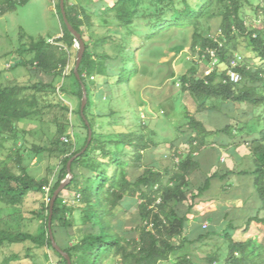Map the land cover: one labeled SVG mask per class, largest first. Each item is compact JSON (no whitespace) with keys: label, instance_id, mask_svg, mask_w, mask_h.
<instances>
[{"label":"trees","instance_id":"obj_1","mask_svg":"<svg viewBox=\"0 0 264 264\" xmlns=\"http://www.w3.org/2000/svg\"><path fill=\"white\" fill-rule=\"evenodd\" d=\"M29 1L0 0V16L14 12ZM143 1L87 0L84 6H77L70 0H64L66 18L80 34L85 47L78 68L80 80L75 77L73 67L67 74L61 72L68 66L71 49L77 42L63 23L59 0L56 14L62 31L61 37L54 40L58 45L44 38H31L27 46L17 50L29 54L30 58L19 57L13 66L27 68L35 64L43 75L51 76V80L0 86V147L7 141H11L13 146L9 162L0 163V203L18 208L30 193H44L45 188H48L49 202L43 203V212L39 214L42 222L39 233L0 229V249L29 242L36 248L46 247L58 257V264H66L51 244L47 222L50 200L68 176L70 163L72 178L54 201L51 232L71 264H114L116 259L120 264H160L172 258L173 264H196L191 256L180 254L186 245L192 243L187 237L186 226L193 217L194 208L211 200V181L218 170L207 174L197 185L192 179V175L200 170L195 154L208 147V137L219 134L227 142L226 146H244L252 159L251 171L244 170L241 174L250 173L253 177L254 193L261 207L246 217L244 230L253 222L264 225V218H259L261 209H264V20L246 24L242 0H198L194 5L187 0H151L152 6L145 12L143 18L147 20L151 35L161 34L169 27L189 26L193 29L190 45L193 55L197 49L202 55L207 48L215 49L217 53L218 63L210 74L199 77L197 66H193L177 84L181 92L191 97L196 112L191 114L184 108V123L179 126L177 137L180 139L187 134L188 138L181 142V148H175V152L179 150L180 153V157L174 156L177 157L175 162L170 158L172 164L163 170L145 168L131 180L126 170L129 161L140 162L143 151L150 145H156L152 138L144 137L145 124L139 131L115 134L103 135L95 130L94 118L89 113L94 79L111 78L115 84H120L124 78L128 81L129 75L125 66L112 74L113 62L125 50L124 39L112 35L95 36L93 19L102 23L110 19L129 33L135 19L140 16ZM205 15L219 19L218 39L203 34L200 20ZM240 39L255 54L258 65L252 68L249 63L240 61L235 68L241 76L240 83H223L226 67ZM62 51L67 53L66 58L59 55ZM205 58L211 61L209 56ZM59 78L68 79L69 90L63 82L59 88L56 87L55 81ZM259 84L261 88L257 86ZM81 85H84L87 95L83 113L89 127L80 114ZM59 92L77 100L75 113L85 131L83 146L79 149L70 136L72 123L69 114L73 111L64 104ZM226 104L239 108L241 115L233 118L222 113L221 108ZM260 108L261 114L258 112ZM206 112L210 119L212 116L211 129L201 117ZM33 122L47 127L49 136L44 134L46 139L43 143L27 141L29 130L21 125ZM89 129L91 137L88 142ZM39 155L57 160L50 178L38 180L28 173L29 162ZM223 168L225 172L220 175V181L234 174L233 170ZM126 196L139 201L138 213L144 223L138 239L131 243L116 233L111 224ZM75 212L81 226L78 235L59 239L60 233H67L75 226ZM211 215L215 217L217 214H209L210 220ZM222 219L226 220L224 216ZM226 227L220 264H264L263 245L255 238L234 240L232 235L237 228L232 220H227ZM213 233L199 234L195 241L202 242L213 237ZM18 259L17 254H12L1 264H11ZM217 261L213 255H207L204 260L205 264H217Z\"/></svg>","mask_w":264,"mask_h":264},{"label":"rangeland","instance_id":"obj_2","mask_svg":"<svg viewBox=\"0 0 264 264\" xmlns=\"http://www.w3.org/2000/svg\"><path fill=\"white\" fill-rule=\"evenodd\" d=\"M194 5L198 0H187ZM72 4L84 6L87 0H70ZM57 0H30L26 5L19 6L14 12L0 16V86L19 84L30 85L38 81H50L51 76L43 75L35 64L32 66L18 67L13 66L19 57L28 60L30 55L17 51L27 46L29 40L44 38L54 40L61 36V25L56 14ZM243 13L246 24L253 25L254 20L260 22L264 20V0H242ZM140 9V16L135 19L129 33L118 28L116 24L108 19L107 23H102L99 19H93V31L95 36L112 35L124 39L125 50L121 57L113 62V73L125 66L128 71V81L122 79L120 84H115L114 79L95 78L91 86L90 100L92 105L89 113L94 118L95 130L103 135L115 134L127 131H139L141 125L145 124L143 130L144 137L152 138L156 144L143 151L141 161L135 162L129 159L127 172L131 180L138 177L145 168L163 170L169 166L173 159L176 161L180 157L179 150L175 152L180 141H178L179 126L184 123V108L189 113L196 111V105L187 93H183L177 87L180 78L191 67L197 66V75L202 77L209 68H214L199 49L196 54L190 50L193 29L185 27H169L164 29L161 34L151 35L147 20L144 19L145 12H148L151 0H144ZM104 5V2L101 4ZM144 12V13H143ZM142 13V15H141ZM200 28L203 34H207L211 39H218L219 19L215 16L205 15L200 20ZM78 51L77 43L71 49L68 59V66L61 69L62 74H67L74 67ZM61 57L67 56L65 51L59 54ZM240 56L241 61L249 63L252 68H256L258 60L255 54L246 47L242 39L234 51L233 56ZM128 60V61H127ZM10 66H13L12 68ZM255 70V69H253ZM69 90L68 79H57L55 85L59 88L62 84ZM261 88V84L257 85ZM64 104L72 109L69 119L72 123L70 130L71 141L76 149L83 146L85 131L82 129L81 121L75 113L77 100L71 95H64L59 92ZM231 105L225 108L232 110ZM235 107V106H234ZM243 109V106L240 107ZM233 110L237 116L241 115L238 110ZM261 114V108L258 109ZM258 114V113H257ZM249 116H251L249 114ZM23 129L29 130L27 141L36 144L43 143L48 135L47 127L38 122L32 124L23 123ZM45 134V135H44ZM62 138V141H65ZM13 146L11 141H7L0 147V163H8L12 156ZM175 152V153H174ZM177 156V157H174ZM223 157V156H222ZM224 160L226 158L224 157ZM209 164V163H208ZM206 164L205 172L208 170ZM57 165V160L48 158L47 155L34 157L28 164V173L40 180L45 177L50 178ZM208 166V167H207ZM222 165H220L221 167ZM198 185L200 178L193 179ZM230 190L222 192L227 194ZM230 200L232 195L225 197ZM48 200V193L32 192L23 204L18 207H9L0 203V229H10L14 232H28L37 234L41 231L42 222L39 214L43 212L42 206ZM121 210L112 218L113 230L120 234L125 240L136 241L139 230L144 223L139 217V201L135 197L126 196L122 201ZM213 203L197 206L193 210V215L199 217L198 224L200 229L188 235L191 244L186 245L180 254L191 256L196 264H205L207 255L217 258L220 264V250L224 248V232L227 229V220L234 222L235 216L232 208L222 211L215 215L213 221L206 220L203 216L205 211L211 210ZM231 205V202H227ZM182 210V208H181ZM226 213V214H224ZM226 220H223L222 217ZM75 226L67 233H60L59 239L76 237L80 226L77 212L73 214ZM205 220V221H204ZM220 221V227H218ZM188 225V223H187ZM203 226H206L205 228ZM206 232H214V236L197 242L196 237ZM252 237L256 242L264 246V232L254 230ZM240 238V237H238ZM17 254L18 260L11 264H58V257L51 250L36 248L29 242L17 244L11 247L0 249V264L5 257ZM173 259L164 261L160 264H173ZM114 264H120L118 259Z\"/></svg>","mask_w":264,"mask_h":264},{"label":"crops","instance_id":"obj_3","mask_svg":"<svg viewBox=\"0 0 264 264\" xmlns=\"http://www.w3.org/2000/svg\"><path fill=\"white\" fill-rule=\"evenodd\" d=\"M234 109L235 107L233 106L232 110L230 111L225 108V105H223L221 111L222 113H227L234 118L238 115L233 112ZM195 112L190 113L194 114ZM240 113L241 112H239V114ZM201 117L203 118V121L207 127L211 129L212 126L210 121L212 120V116L210 119V114L206 112ZM187 138V134L180 137V139H178L180 142L177 148H181V142H184ZM206 141L208 147L195 154L200 163V170L196 171L192 175V179L196 180L197 178H200V180H202L207 174L214 173L215 170H218V172L211 181L212 187L210 189V193H212V195L209 197L211 200L205 203H199L197 205L203 206L204 204L213 203L211 210L205 211L204 215L201 216L202 220L204 219L203 216L207 217L206 215L214 213L218 215L220 214V210L225 211L231 207L235 216L234 224L237 228L232 235L234 240L244 241L248 238H253L252 233L254 230H260L264 232V225L256 222L251 223L250 227L247 230H244L246 217L249 214H253L256 209L261 207V203L254 193L255 188L253 186V177L250 175V173L241 174V172L244 170L250 172L252 168V159L248 153V150L244 146H238L234 148L232 146H226L227 142L220 137V134L210 136L206 139ZM224 157L226 160H224ZM206 164H208L209 167L207 166L208 170L205 172ZM220 165H222V167H220ZM223 166L228 170H233L234 174L228 177V179L220 181V175L225 172ZM226 190L230 191L227 194H223L222 192ZM229 195H232V198L230 200H226L225 197ZM227 202H231V205L227 204ZM212 217L213 215H211V220ZM259 218H264V209H261ZM198 220L199 217H197V215H193V217L189 220L188 225L186 226L188 235L192 233L194 234L195 231L200 229L199 224L197 223ZM218 227H220V221Z\"/></svg>","mask_w":264,"mask_h":264},{"label":"water","instance_id":"obj_4","mask_svg":"<svg viewBox=\"0 0 264 264\" xmlns=\"http://www.w3.org/2000/svg\"><path fill=\"white\" fill-rule=\"evenodd\" d=\"M64 4H65L64 0H59V8H60L63 23L65 24L67 30L74 36V38L76 39V42H77L78 51H77V55H76V59H75V64L73 67V73H74L75 77L78 80H80L79 74H78V68H79L80 62L82 60L85 47H84V43H83V40H82L80 34L74 30V28L69 24V22L66 18L65 5ZM81 88H82V99H81V105H80V114H81V117L83 118V120L85 121V124L88 126V122L85 120L84 113H83L84 108H85L86 103H87V95H86L84 85H81ZM90 137H91V130L89 129L88 130V142L90 141ZM67 170L69 172L68 176L66 177L65 180H63L61 182L60 186L54 192V194L50 200L47 228H48V233H49L51 244H52L53 248L56 250V252H58L60 255L63 256V258L66 260V264H71L68 255L66 253H64L60 249V247L55 243L54 238L52 236V232H51V220H52V211H53L54 201H55L56 197L58 196V194L63 190V188L69 183L70 179L72 178V175L70 173V163H68Z\"/></svg>","mask_w":264,"mask_h":264},{"label":"built area","instance_id":"obj_5","mask_svg":"<svg viewBox=\"0 0 264 264\" xmlns=\"http://www.w3.org/2000/svg\"><path fill=\"white\" fill-rule=\"evenodd\" d=\"M61 37V36H59ZM55 40V39H54ZM54 40H48L49 43L51 44H55L58 45L56 43H54ZM202 56L205 58V56H209L210 58V63L212 66H215L218 62V58H217V53L215 51V49H211V48H207L203 51ZM241 61V57L240 56H233V58H231L228 62V65L226 67V71H225V77L222 80L223 83H230V84H238L241 81V76L240 74L235 70V68L238 66V64ZM212 67L209 68V70L206 71L205 75L210 74V72L212 71ZM66 141V140H65ZM45 190L48 193V188H45ZM47 202H49V199L47 200ZM204 228L206 226H203Z\"/></svg>","mask_w":264,"mask_h":264}]
</instances>
